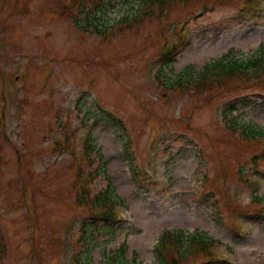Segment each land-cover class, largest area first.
<instances>
[{
	"label": "rangeland",
	"instance_id": "obj_1",
	"mask_svg": "<svg viewBox=\"0 0 264 264\" xmlns=\"http://www.w3.org/2000/svg\"><path fill=\"white\" fill-rule=\"evenodd\" d=\"M198 1L0 0V264H37L34 247L40 264H159L172 230L220 240L226 264H264V216L234 206L264 202V163H251L259 141L222 122L232 103L236 122L264 127V87L207 101L164 82L263 55L264 0H213L203 14ZM140 165L151 182L136 177ZM240 168L256 176L244 182ZM78 182L91 198L108 189L130 220L79 205Z\"/></svg>",
	"mask_w": 264,
	"mask_h": 264
},
{
	"label": "trees",
	"instance_id": "obj_2",
	"mask_svg": "<svg viewBox=\"0 0 264 264\" xmlns=\"http://www.w3.org/2000/svg\"><path fill=\"white\" fill-rule=\"evenodd\" d=\"M152 5H154L159 0H149ZM205 2H210L213 0H203ZM228 1V0H225ZM214 2V1H213ZM248 2V1H247ZM84 28H87L83 25ZM204 72L197 74L184 73L178 75L177 78L169 80V87L181 88L182 92H193L198 98L203 97L207 101H210L214 96L227 95L240 88L247 89L250 86L253 87H264V52L263 55L254 59L253 61L242 62L238 61L234 57L220 58L217 61L212 62L207 65ZM163 70V69H162ZM167 70H163V75L168 76ZM186 85V88L183 86ZM192 86V87H191ZM190 89V90H189ZM227 109V108H226ZM223 123L227 126L225 128L232 133L234 136H238L240 140H256L259 141V152H256L251 157L252 166L257 167L258 165L264 163V127L260 125H253L250 123H240L236 122L231 118L227 110L223 114ZM92 141L93 138H89L88 144L85 147L83 157L92 160ZM2 158L0 157V170H1ZM222 168H218L217 175L215 176V189L225 188V183L217 182L219 178V172ZM136 177L141 175L142 168L139 166L135 171ZM243 168L239 169V177L244 182H250L251 178L255 175L253 172H249ZM248 173V174H247ZM90 174H92L90 172ZM82 175V171L80 176ZM139 179V178H138ZM84 190L83 196L79 197V205H87L94 210V212L106 221L118 222V215L115 211L116 199L108 193L107 190H100L91 198L89 203L86 202V197L90 195L89 184L82 185L78 182ZM110 186L112 184L110 183ZM212 194L215 193L214 190L210 191ZM214 203L219 205L218 200H214ZM256 203V204H255ZM264 202L262 196L256 195L254 200L244 207L240 204H234V206H239L242 211L254 210L256 212L264 211ZM233 212V211H232ZM231 213V212H230ZM30 215V213H28ZM219 214V212H218ZM85 226V225H84ZM237 227V225H236ZM1 235V233H0ZM183 230L177 231H167L164 233L157 244V251L159 254V264H181L189 261L191 256H198L192 261V264H224L223 258L214 252V248L218 247L221 243L220 240L211 238L207 233L200 231L187 234ZM3 248L8 252V247L5 241L0 236V250ZM121 257L125 255V249L121 250ZM32 255H36V262L40 264L38 257V250L34 247L31 252ZM77 264H90L88 262L78 261Z\"/></svg>",
	"mask_w": 264,
	"mask_h": 264
}]
</instances>
